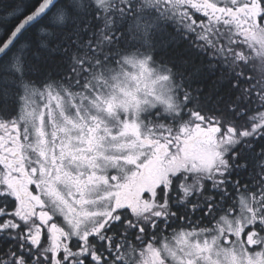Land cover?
<instances>
[{"label": "snow or ice", "instance_id": "obj_1", "mask_svg": "<svg viewBox=\"0 0 264 264\" xmlns=\"http://www.w3.org/2000/svg\"><path fill=\"white\" fill-rule=\"evenodd\" d=\"M0 264H264V0H0Z\"/></svg>", "mask_w": 264, "mask_h": 264}, {"label": "trees", "instance_id": "obj_2", "mask_svg": "<svg viewBox=\"0 0 264 264\" xmlns=\"http://www.w3.org/2000/svg\"><path fill=\"white\" fill-rule=\"evenodd\" d=\"M5 3L9 2V0H4Z\"/></svg>", "mask_w": 264, "mask_h": 264}]
</instances>
